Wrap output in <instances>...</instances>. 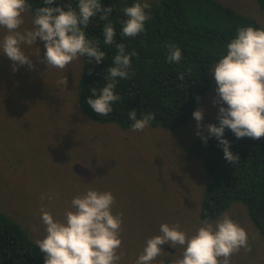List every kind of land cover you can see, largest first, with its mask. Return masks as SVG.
<instances>
[{"label":"rangeland","instance_id":"1","mask_svg":"<svg viewBox=\"0 0 264 264\" xmlns=\"http://www.w3.org/2000/svg\"><path fill=\"white\" fill-rule=\"evenodd\" d=\"M157 1L147 0L149 4ZM215 1L264 28L258 0ZM22 16L18 31L33 30L35 12L28 9ZM7 34L0 27V43ZM21 50L32 61L31 68L14 66L0 49V213L30 240L35 243L45 235L41 207L62 221L71 199L92 188L110 191L115 197L113 214H123L118 249L123 255L118 264H135L146 240L159 234L161 223H178L192 235L200 221L215 223L225 215L246 230L251 246V251L241 248L233 254L230 264H264V236L243 201H231L215 218L202 217L209 177L205 145L196 135L193 115L174 129L150 122L143 131L93 120L78 101L83 57L61 70L43 62L44 42L39 37L33 45L21 44ZM214 65L208 89L195 108L203 110L200 131L204 137H209L205 126L218 121L220 105L213 104ZM64 77L65 87L58 83ZM159 247L164 253L152 264H165L183 252L180 246Z\"/></svg>","mask_w":264,"mask_h":264},{"label":"clouds","instance_id":"2","mask_svg":"<svg viewBox=\"0 0 264 264\" xmlns=\"http://www.w3.org/2000/svg\"><path fill=\"white\" fill-rule=\"evenodd\" d=\"M43 4L45 6L35 10L33 30L22 33L18 31L24 23L22 14L31 5L26 0H0V27L8 32L0 43V49L14 66H33L29 56L21 50V44L33 45L37 37L44 42L43 62L48 67L63 70L77 58L85 56L96 63L105 59L100 41L89 39L85 30L98 13L101 20H107L112 12L110 6L102 7L101 0H78L76 8L70 3L61 7L56 0H43ZM149 8L147 0H138L125 7L123 12L127 19L123 21L121 35L134 38L143 33L145 22L150 18L145 10ZM115 37L113 25L106 23L103 43L112 45ZM115 47L117 53L104 76L106 85L100 89L99 95H96L97 89L92 88L95 98L86 99L99 116L110 114L112 105L121 100L115 92L117 79L130 78L131 57L136 55L135 51L126 52L122 43ZM167 47V62L179 64L181 49L175 44ZM211 73L216 83L213 104L220 105L218 126L208 124L205 127L209 137L214 136L222 146L223 158L233 164L239 156L230 151V141L223 138L225 128L230 129L237 139L249 137L258 140L264 137V28H237L235 37L226 44V54L215 63ZM179 79L183 80L184 75L180 74ZM58 83L65 87L66 77ZM192 115L197 122L196 135L207 143L208 137L202 136L200 131L203 110H194ZM128 119L133 121V131H143L154 119V114L148 113L138 119L136 110H131ZM40 199H45V196L42 194ZM114 204L115 197L110 191L88 188L71 199L62 221L41 207L40 220L45 235L35 243L45 254L44 264H118L123 255L118 254L122 244L123 214H113ZM199 223L192 235L181 229L178 223H161L159 234L146 240L135 264H152L164 253L159 246L165 244L173 249L176 246L183 248L181 256L171 259L170 264H230L232 255L241 248L251 251L246 230L229 216L225 215L215 223L209 220ZM33 231H36L35 226Z\"/></svg>","mask_w":264,"mask_h":264},{"label":"trees","instance_id":"3","mask_svg":"<svg viewBox=\"0 0 264 264\" xmlns=\"http://www.w3.org/2000/svg\"><path fill=\"white\" fill-rule=\"evenodd\" d=\"M31 10L45 6L43 0H26ZM138 0H101L102 7L110 6L112 12L107 20L99 13L90 20L85 30L91 40H99L105 59L96 63L83 57V70L77 87L80 107L93 120L113 122L131 127L133 121L128 113L136 110L137 118L152 113L151 121L167 129L184 124L192 115L201 97L209 86L212 65L226 54V44L235 37L237 28L252 26L262 28L253 18L238 14L215 0H158L150 4V18L145 22V31L136 37H124L123 21L127 19L123 9ZM77 7L78 0H56L64 7ZM264 11V0H258ZM55 6V5H53ZM111 23L116 37L112 45L103 43V28ZM124 44L126 52L135 51L131 57L130 78L117 79L115 92L121 100L112 105L107 116L93 112L86 99L92 96L91 89L99 95L107 81L108 67L117 53L116 44ZM169 44L181 49L179 64L166 60ZM180 74L184 79H179ZM218 126V121L215 122ZM223 138L230 141V151L238 154L233 164L223 158L222 146L212 136L205 145L204 166L209 184L203 196L202 217L219 216L231 201H243L249 216L264 236V137L254 140L249 137L237 139L225 128ZM0 264H44L43 254L26 232L15 222L0 213ZM165 264H170L168 259Z\"/></svg>","mask_w":264,"mask_h":264}]
</instances>
